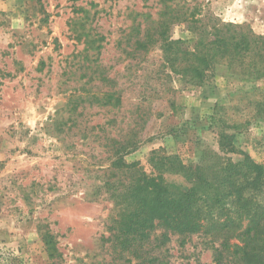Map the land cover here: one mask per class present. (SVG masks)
<instances>
[{"label": "rangeland", "instance_id": "1", "mask_svg": "<svg viewBox=\"0 0 264 264\" xmlns=\"http://www.w3.org/2000/svg\"><path fill=\"white\" fill-rule=\"evenodd\" d=\"M171 3L208 27L264 37V0ZM161 10V0H0V264H138L120 258L113 237L115 138L131 130L141 143L125 160L149 175H159V151L185 166L162 173L181 190L195 177H226L264 204V66L218 59L203 84L189 83L165 65L160 44H134ZM168 36L193 49L187 24H171ZM228 209L237 225L236 205ZM212 238L197 233L181 246L174 236L171 262L215 264Z\"/></svg>", "mask_w": 264, "mask_h": 264}, {"label": "trees", "instance_id": "2", "mask_svg": "<svg viewBox=\"0 0 264 264\" xmlns=\"http://www.w3.org/2000/svg\"><path fill=\"white\" fill-rule=\"evenodd\" d=\"M161 1L160 20L155 27L145 29L143 38L134 44L137 49L160 44L165 65L189 83L203 84L208 70L218 59L235 63L242 58L255 68L264 66V37L255 35L253 31L241 32L246 28L233 24L212 22L208 27L204 18L195 19L187 11L175 8L171 3L173 0ZM175 23L187 24L189 31L195 34L193 49L185 41L172 40L168 36L171 24ZM120 106L122 97L115 91V108ZM145 115L147 113L139 115L143 122ZM140 143L139 131L131 130L124 138H115V208L119 212L115 217L113 237L120 258L128 262L136 260L138 264H174L168 246L173 237L179 236L180 245L185 246L188 237L203 233L213 236L210 242L215 264H264V204L255 202L254 196L244 198L243 188H236V183L232 186L226 177L217 184L216 181L213 184L195 177L190 191L181 190L169 183L162 173H176L178 168L182 171L185 166L176 156L160 155L159 151H155L151 159L159 175L151 176L140 163L125 160L127 152ZM256 179L250 186L259 184ZM200 185L210 193L203 192L199 197ZM230 188L234 195L237 190L233 202L228 195ZM232 205L237 207V225L234 226L228 225V208ZM245 219L250 221L243 228ZM43 236L49 256L58 262L62 255L55 237L50 233ZM233 239L237 242L233 243Z\"/></svg>", "mask_w": 264, "mask_h": 264}]
</instances>
